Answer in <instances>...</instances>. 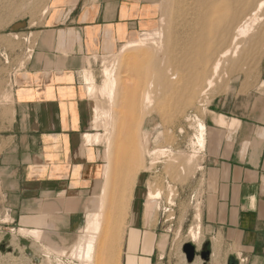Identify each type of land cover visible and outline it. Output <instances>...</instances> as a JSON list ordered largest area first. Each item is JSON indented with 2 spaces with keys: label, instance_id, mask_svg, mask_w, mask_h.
Returning <instances> with one entry per match:
<instances>
[{
  "label": "crops",
  "instance_id": "obj_1",
  "mask_svg": "<svg viewBox=\"0 0 264 264\" xmlns=\"http://www.w3.org/2000/svg\"><path fill=\"white\" fill-rule=\"evenodd\" d=\"M154 5L50 0L31 56L12 84L0 87V214L53 219L65 235L66 223L82 220L100 160L97 146L83 145L90 123L84 71L94 72L95 56L117 53L149 27ZM205 123L201 226L209 264H264V87H235ZM72 195L79 203L73 212L66 208ZM50 204L58 210L51 213ZM132 230L123 264H162V234Z\"/></svg>",
  "mask_w": 264,
  "mask_h": 264
},
{
  "label": "rangeland",
  "instance_id": "obj_2",
  "mask_svg": "<svg viewBox=\"0 0 264 264\" xmlns=\"http://www.w3.org/2000/svg\"><path fill=\"white\" fill-rule=\"evenodd\" d=\"M173 3L174 0H155L153 23L146 29L138 32L135 36L136 39L141 35L143 31V33H145L156 28H164V30H162L164 32L162 39V41L164 40L163 53L162 51L159 53V51H157L156 48L150 44H148L150 46L147 45L145 48L135 47L129 49L127 51H124L123 54L119 53L121 51L120 49L117 53H115L116 55H118H115L117 57L116 59L114 56L109 57L106 60L100 58L94 67L93 73L96 78L95 82L97 87L101 86L100 84H102L105 80L103 71L107 65L108 67L115 65L114 67H116L117 70L116 73L118 76V81L120 82L117 87L118 94L116 92V103L118 105L116 104V106L114 107V110H116V119L120 124H118L119 129H117L115 133V140H113L116 144L111 153L113 155V163L115 165L118 164L117 166H123L124 160L122 159V155H125L126 150L134 148L135 145H137L138 148L144 152L143 157L146 156V151L148 149H155L160 151L169 149L168 151H172V154L174 156H177V158L175 157L176 161L172 164L171 168H169L170 163L168 162L167 157H160L159 154L153 156V159H157L158 157L156 163L157 166H155V168H153L151 172L148 171L141 174L138 184L133 188L131 192H127L128 194H125V196L128 198L123 197V193H125L123 191L121 193L117 192L116 195H112L111 187L109 188V190H107V193L111 191L108 196L110 195V198H114V200H116L115 210L117 206V210L115 211L116 216L111 219V222L113 224L111 225L112 229L115 230L113 234L114 246L106 252L108 256V258L105 260L106 263L102 261L100 264H123V258L125 256V249L127 247L129 234L133 231L132 229L141 227L146 229L148 232H155L159 235L162 234L159 236L157 242L158 249L161 252L160 257L162 256L163 258L162 261H159L160 263L188 264L185 254L183 253V245L185 243H191L189 236L190 231L201 225L202 221L201 197L203 186V172H201V169L205 150H202L200 152L198 151L199 148L193 145L195 143V135H197V128H195L197 127V122L201 121L205 123L211 106L215 102H217L218 99L230 94V92L233 91L235 87H241L242 91H247L248 89H251V87L259 88V85L264 82V51H262L264 47L263 40L258 42L259 44L250 42L247 43V41L244 42L246 43H243V49L245 52H243V54L239 55L237 58H230L229 60H227L226 64H224L223 68L220 70V75L218 80H216L215 86L207 91L206 94H203L204 96L201 94L197 95L192 103L190 102L185 107H181V104L189 99L187 98V96L189 97L190 87L186 79L189 77L191 68L187 67L188 70H186L185 73H177V78L173 80V85H175L172 87L176 86L178 88L177 90H175L177 93L179 92L178 94L175 91L172 94V89L168 90L167 92L164 87L161 88L162 90L160 89V87H157L158 83L156 80V74L155 72H153L154 68H158L161 66L164 68L170 67V57H172L171 55H174V59H178L179 61L184 60L188 63H192V61H194L192 60V58H188L185 60L183 55L180 54V46L187 43L186 40H188V38L190 37L191 31H189L190 27L186 24L183 18L184 16L180 14ZM49 4L50 0H0V87H5L3 89H7V87L12 84L14 76H17V74L24 68L27 60L31 56L37 38V34L35 32L38 31L43 25V22L47 15V13L44 14V12L46 11V9L48 12ZM174 20L175 22H173ZM173 34L177 42L174 41ZM168 37L170 38L168 39ZM180 38L182 41L180 40ZM165 42L166 44H164ZM168 47L170 50H168ZM137 48L138 50L142 48V51L139 50L138 52ZM147 48L149 49L147 50V53L150 52L149 58L143 57L142 59V55L146 52ZM171 48H174L173 53H171ZM154 49L156 50V52ZM248 50L251 54L247 53ZM134 56L135 58H138L134 59ZM154 56L157 58H155ZM116 60L117 62H115ZM136 60L139 61L136 62ZM144 61H147L145 62V64L148 65L143 66ZM148 61L150 64L148 63ZM134 62H136V64H139L137 65L138 67ZM231 62L234 63L232 64ZM157 64H159V66ZM140 65L142 67H140ZM148 66H150V69ZM175 72L176 71L174 70L172 71V73ZM139 73H141L142 75ZM141 78L144 82L141 80ZM151 82L152 84L155 82V84L150 87ZM186 87L188 92H186V89H184ZM142 90H147L152 93V99L154 102L152 103L153 105H151V108L153 109L144 107V104H141L140 102L137 108L132 107L133 111L135 109V113L129 112V108H131L130 95L132 94V92L134 93L139 91L141 93ZM182 91L184 94H182ZM159 92H162V94H160ZM175 94H177V96ZM179 96L181 98L183 96L185 97L180 100ZM97 98L98 102H100L99 105L101 104L100 106H102L101 108L105 107L104 109H106L109 106L111 107L112 104L107 101L108 99L106 97L103 98V96L101 97V95L97 94ZM148 110H150L151 114ZM90 124L91 116L88 132L104 133V128L102 125L103 123L100 124L101 128L99 127L97 129H91ZM121 124H124V126L120 127ZM191 143L194 147H192ZM94 146H97L99 152V177L97 180V184L100 185L101 183H104L103 180H105L102 171L107 164V161L104 158L106 144L103 143ZM119 148H122V150H118ZM116 149L118 150L116 151L117 153L114 152ZM117 154L120 155L119 158ZM192 154H197L198 159H196L197 162L194 161V163L192 162V165L189 166V164L186 162H188V157L192 156ZM149 159L150 157L147 156L143 160L144 165H149V162L152 160ZM93 189L88 192V196L84 202H86L94 195ZM159 190L161 192V197L159 200L160 208L156 211V215L148 227L146 220L144 219L146 195L149 193V191L155 192ZM98 192L99 191H97V193ZM50 206L54 207L55 205ZM121 208L124 209L122 210ZM55 209L58 210V207L55 206ZM80 213L81 215H84L83 207H81ZM118 215H121L122 217ZM198 215H200V217H198ZM198 218H200V221L198 220ZM39 220L40 222L42 221V229H45L43 232H46V230H48L49 228L48 225L50 224L51 219H44L41 217V219L39 218ZM23 221L24 218L22 217H11L8 210H3L0 214V264L82 263L76 256L72 255V253L74 252L76 254L75 251L80 247L81 244V240L78 238L75 239V237L84 224L83 219L72 227L71 225H68V223H66V235L63 234V232L61 233L60 231L62 236H64L66 239L60 241L61 239H58L59 237L54 236L50 242L46 233H44L41 237L36 235L35 230L37 229H35L36 226L33 225L34 223L28 228L24 229ZM124 223L126 226L124 225ZM30 230H33L34 232ZM165 237H168V246L164 252L159 247V245ZM152 240L153 235L150 236L149 241L153 244V242H151ZM194 245L197 247L199 253L205 248V239L202 236V226L200 241L199 243H196ZM99 250L102 255L103 253H105V250L97 247L96 255L99 253ZM215 262L216 264H218L217 259L215 260ZM193 264H203V261L200 257H197V260Z\"/></svg>",
  "mask_w": 264,
  "mask_h": 264
},
{
  "label": "bare ground",
  "instance_id": "obj_3",
  "mask_svg": "<svg viewBox=\"0 0 264 264\" xmlns=\"http://www.w3.org/2000/svg\"><path fill=\"white\" fill-rule=\"evenodd\" d=\"M173 4L176 6V9L180 12V14L182 16H184L183 18H184L186 24L189 25V27H190L189 31H191L190 37L189 38L187 37L188 38V40H186L187 43L185 45L182 44L180 46V54L183 55L185 60L188 58L189 59L192 58V60H194V61H192V63H188L184 60L179 61L178 59H174V57H173L174 55H171V53H173L174 48H171L172 52L170 51L171 52L170 55L172 57H170L168 55L171 58L170 67H168V68H164L162 66L158 67L159 64H157L158 68H154L153 72H155L156 77H157V79L155 78L157 80V83H158L157 87H160V89L164 87L167 92H168V90L172 89V91H173L172 94H173L174 91L178 89L176 86L172 87L175 85V84L173 85V80H175L177 78V73H179V74L185 73L186 70H188L187 67L191 68L190 74L188 73L189 77L186 79L188 82V85L190 87V89L188 88L189 89V97L187 96V98H189V99L186 98L187 101L186 102L184 101L185 103L183 102L181 104V107H185L190 102L192 103V101L195 99V97L197 95L206 94L207 91H209L210 89H212L215 86L216 80H218L219 75H220V70L223 68L224 64H226L227 60H229L230 58H233V59L237 58L239 55H241V54H243V52H245L243 49V43L244 42L247 41V43L250 42V43L255 44V43H258V42L264 40V0H174ZM45 13H47V9L44 12V14ZM166 15H167V11H166ZM174 16H176V15H174ZM173 22H175V20ZM177 22H179V21H177ZM172 29H173V27H172ZM162 30H164V28L162 29V27H161V28H156V29L150 30V31L145 32V33H143L144 32L143 31L138 38H136V39L133 38L130 41L126 42L125 45L123 44L121 51L119 53L123 54L124 51H127V50L135 48V47H144L145 48L148 44L154 46L156 48V50L159 51V53L161 51L163 53V47H164L163 41L164 40L162 41V39H163V35H164L163 33L164 32ZM169 33H170V31H169ZM173 36H174V34H173ZM169 38L170 37H168V39ZM173 38H174V41H176L175 36ZM180 40H181V38H180ZM164 44H166V42ZM244 44H246V43H244ZM263 44H264V42H263ZM150 45H148V46H150ZM170 45H171V43H170ZM148 48L146 49L145 53L143 52L144 54L142 55V59H143V57L149 58L150 52L147 53V50H149L150 48L149 49ZM244 48H245V46H244ZM141 49H139V50H141ZM137 50H138V48H137ZM139 50H138V52H139ZM156 50H155V52H156ZM168 50H170L169 47H168ZM165 51H167V50H165ZM262 51H264V47H263ZM247 53H250V51L248 50ZM115 55H116L115 53L110 55V56L107 55L108 57L107 56L98 57V55H97L94 58V63L96 64L100 58H103L104 60H106L109 57L114 56L116 59L117 58L116 56H118V55H116V56ZM262 56H263V54H262ZM157 57H155V58H157ZM136 58H138V57H136ZM136 58L134 56V59H136ZM139 60H140V58H139ZM138 61L136 60V62H138ZM115 62H117V60ZM136 62H134V63L136 64ZM141 62H140V64H141ZM145 62H147V61L143 62L144 63V65L142 64L143 66L148 65V64H145ZM148 63H149V61H148ZM105 64H106V61H105ZM114 64H116V63H114ZM137 65H139V64H136V66ZM114 66L108 67V65H107L104 68L103 74H104L105 80L103 81L102 84H100L101 86H98V87H97L96 82H95V79H96L95 75H94L93 70L91 68L84 71V74H83L84 75L83 80H85V83L87 85L86 89H87V93H88L89 99H90L88 107L90 109L89 112H90V116H91V124H90L91 129L92 128L97 129L99 127L101 128V125H100L101 123H103L102 125L104 128V133L86 132L83 136V139H84L83 145L84 146H94V145H100V144L105 143L106 148H105V152H104V158L107 161V164L105 165L104 170L102 171V174L104 175V178H105V180H103L104 183H101L100 185H98L96 183L94 186V189H93L94 195L82 204L84 206H81L84 208V215L82 216L84 224L80 228V231L76 234L77 236L75 237V239L78 238L81 240V244H80V247L78 249H76V251H75L76 254L73 252L72 255L76 256L83 264H100L102 261H104L106 263L105 260L108 258L106 252L109 251L114 246L113 234H114L115 230L112 229L111 225H113V224L111 222V219L116 216L115 211L117 210V206H116V210H115L116 200H114V198H110V195L108 196V194L111 191L109 193H107L108 192L107 190H109V188L111 187L112 195H116L117 192L121 193L123 191V192H125V193H123V197L128 198L125 196V194L127 192H131L133 190V188L138 184L139 178L141 177V174L143 172H148V171L151 172V170L153 168H155V166H157L156 163H157L158 157H157V159H153V156H156L159 154L160 157L161 156H163V157L165 156V158L167 157L168 158L167 160L170 163L169 168H171L172 164L175 163L176 158H177V156H174L172 154V151H168L169 149L168 150L167 149L161 150V151L155 150V149L154 150L148 149L146 151V156L143 157L144 152L141 149H139L137 145H135L134 148L126 150L125 155H122L123 158L121 156V158L124 160L123 166H117L118 164L115 165L113 163V155L111 153L116 146V144L114 143L113 140H115V135H116L115 133H116L117 129H119L118 124H120V123H118V121L116 119V112H115L116 110H114V107L117 104L116 103V92L118 91L117 87H118V84L120 83L118 81V76L116 73L117 72L116 67H114ZM150 66H148L149 69H150ZM140 67H142V66L140 65ZM173 67H174V69H173ZM143 69H144V67H143ZM173 70L176 72L172 73ZM141 73H143V72H141ZM141 73H139V74H141ZM170 73H172V74H170ZM183 77H184V75H183ZM141 80H142V78H141ZM153 84H155V82ZM153 84L151 82L150 87ZM259 87H264V82L261 83L259 85ZM145 88H146V86H145ZM184 89H186L185 91L188 92L187 87ZM161 90H159V91H161ZM97 94L101 95V97L103 96V98L106 97L108 99L107 101H109V103L112 104L111 107L108 105L109 107H107L106 109H104L105 107L101 108L102 106H100L101 104L99 105L100 102H98ZM117 94H118V92H117ZM160 94H162V92ZM177 94H175V95L177 96ZM182 94H184L183 91H182ZM125 96H126V94H125ZM183 97H185V96H183ZM183 97L182 98L180 97V100L183 99ZM152 98H153L152 93L150 91H147V90H145V91L142 90L141 93L139 91L134 92V93L132 92V94L130 95V104H131L130 106H131V108H129L130 109L129 112L135 113V109L133 111V108H137L139 106L140 102H141V104L142 103L144 104V107L151 108V105H153L152 103L154 102ZM121 101H123V100H121ZM170 101H172V100H170ZM120 105H121V103H120ZM131 109H132V111H131ZM151 109H153V108H151ZM148 111L150 112V110H148ZM137 112H139V111H137ZM150 114H151V112H150ZM119 118H118V120H119ZM122 123H123V121H122ZM197 123H198L197 127H195V128H197V131H196L197 135H195V140H194L195 143L193 142L194 143L193 145L196 146L197 148H199L198 151L201 152L202 150H205V148H206L207 135H208L207 131L208 130H207V126L205 125L204 122L200 121ZM219 123L221 125H227L224 117L219 118ZM121 125H120V127L124 126V124L122 126ZM231 126L234 127L235 124H232ZM96 131H98V130H96ZM192 141H193V139H192ZM191 145H192V143H191ZM193 145H192V147H194ZM118 150H122V148H119ZM118 150L116 149L114 152H116ZM117 156H118V158L120 157L119 154H117ZM147 156L150 157V159H152V160L150 161L151 163L149 162V165H144L143 160ZM188 158H189V160H187L188 162H186V163H188L189 166H191L192 162L194 163V161H196V159H198V155L192 154V156H189ZM114 160H115V158H114ZM115 162H116V160H115ZM121 162H122V160H121ZM146 164H147V162H146ZM199 168H201V167H199ZM157 169H158V167H157ZM191 170H192V168H191ZM156 188H158V187H156ZM97 191H99V192L97 193ZM129 194H131V193H129ZM160 197H161L160 190L155 191V192L149 191V193L146 195L144 219L146 220L148 227H149V224L153 221V218L156 215V211L160 208V206H159ZM124 198H122V199H124ZM55 206H56V204H55ZM55 206L49 207V211L51 213L57 211L55 209ZM78 206H79V203L73 198V195H72V197L70 199H68L67 206H66L67 210L71 211V212L76 211ZM124 208H125V206H124ZM126 215H127V213H126ZM118 216L122 217L121 215H118ZM198 217H200V215H198ZM199 219L200 218H198V220ZM41 222H40L39 218H26L23 221V228L24 229L28 228L30 225H32L34 223L33 225H35L36 226L35 229H37V230H35L36 235L41 237L44 233H46L48 235L49 242L52 240V238L54 236L59 237L58 239H61L60 241L66 239L64 236H62V234H61L62 230H61V228H59L57 221L52 219L50 221V224L48 225L49 228H48V230H46V232H43L45 229H42ZM124 225H125V223H124ZM23 231H25V230H23ZM30 231H33V230H30ZM60 231H61V233H60ZM189 236H190L191 243H193V244L199 243L200 238H201V225H199L194 230H191ZM168 237H165L160 242V245H159V247L164 252L168 246ZM46 239H47V237H46ZM97 247L101 248L102 250H105V253H103V255H102V253H100V250H99V253L97 251L98 254L96 255ZM51 249H53V248H51ZM66 250H68V249H66ZM71 252H70V255H71ZM68 254H69V252H68ZM67 256H69V255H67ZM112 257H115V256H112ZM82 263H80V264H82Z\"/></svg>",
  "mask_w": 264,
  "mask_h": 264
},
{
  "label": "water",
  "instance_id": "obj_4",
  "mask_svg": "<svg viewBox=\"0 0 264 264\" xmlns=\"http://www.w3.org/2000/svg\"><path fill=\"white\" fill-rule=\"evenodd\" d=\"M183 253L185 254L188 264H193L197 257H200L203 261V264H209L211 260V252L202 250L198 252L197 247L192 243H185L183 245Z\"/></svg>",
  "mask_w": 264,
  "mask_h": 264
},
{
  "label": "flooded vegetation",
  "instance_id": "obj_5",
  "mask_svg": "<svg viewBox=\"0 0 264 264\" xmlns=\"http://www.w3.org/2000/svg\"><path fill=\"white\" fill-rule=\"evenodd\" d=\"M204 251H208V247L207 246H205Z\"/></svg>",
  "mask_w": 264,
  "mask_h": 264
}]
</instances>
